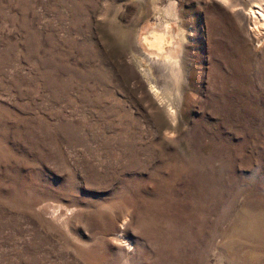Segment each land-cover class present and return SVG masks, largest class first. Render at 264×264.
<instances>
[{"label":"rangeland","instance_id":"374dc122","mask_svg":"<svg viewBox=\"0 0 264 264\" xmlns=\"http://www.w3.org/2000/svg\"><path fill=\"white\" fill-rule=\"evenodd\" d=\"M257 4L0 0V264H264Z\"/></svg>","mask_w":264,"mask_h":264},{"label":"bare ground","instance_id":"6f19581e","mask_svg":"<svg viewBox=\"0 0 264 264\" xmlns=\"http://www.w3.org/2000/svg\"><path fill=\"white\" fill-rule=\"evenodd\" d=\"M257 5H258L257 11H255L256 9L254 10L249 8L248 13L251 14V16L253 15L255 16L254 19L258 23V28L264 30V7H262L260 4ZM173 37L174 36L173 34L170 33V30L169 31L167 30L165 32H157V31L150 32L149 34L145 35V37L142 39L143 43H145V46L142 47L145 51H143L142 53H144V56L148 58V60L150 61L162 62L168 60L171 62L172 60H170L171 59L170 57L174 56V55L171 56L173 52L171 49L174 48L175 46Z\"/></svg>","mask_w":264,"mask_h":264}]
</instances>
